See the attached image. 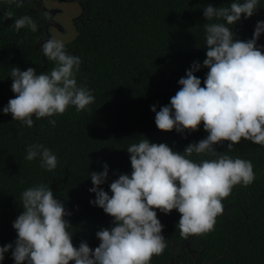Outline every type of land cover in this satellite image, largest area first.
Returning <instances> with one entry per match:
<instances>
[{"label": "trees", "instance_id": "1", "mask_svg": "<svg viewBox=\"0 0 264 264\" xmlns=\"http://www.w3.org/2000/svg\"><path fill=\"white\" fill-rule=\"evenodd\" d=\"M73 1L80 2L83 11L75 20L76 34L65 43L66 51L82 60L77 85L86 86L95 102L80 111L69 106L53 117L33 116V126L28 127L4 114L3 108L16 95L11 88L13 67L34 68L37 74L55 67L40 44L41 30L48 36L49 19L42 0H24L22 7L0 0V9L12 14L0 23V246L14 245L18 238L13 223L23 212L22 193L43 183L71 213L65 219L72 225L68 231L74 246L87 242L94 250L100 244L96 233L110 229L113 218L90 203L96 199L89 191L94 187L90 173L102 172L107 163L109 175L101 187L111 196L110 184L119 175L132 173L127 152L131 144L147 138L183 153L208 135L203 124L195 132L158 129L152 106L156 111L170 106L171 97L182 87L179 79L194 62L203 65L207 58L204 8L230 7L234 0ZM258 6L252 17L230 26L235 39L253 38L257 22L264 21V0ZM24 15L37 23L36 32L15 29L14 21ZM258 45H264V33ZM208 71L201 67L194 73L202 87ZM52 119L55 126L49 123ZM228 143L214 147L233 159L250 160L254 182L233 187L222 201L224 211L214 230L202 235L182 237L178 210L165 214L154 209L167 246L150 264H264V146L242 139L228 152ZM32 144H42L57 156L54 170L42 168L39 158H25ZM188 158L200 163L217 157L193 153ZM0 264H15L11 251Z\"/></svg>", "mask_w": 264, "mask_h": 264}, {"label": "clouds", "instance_id": "2", "mask_svg": "<svg viewBox=\"0 0 264 264\" xmlns=\"http://www.w3.org/2000/svg\"><path fill=\"white\" fill-rule=\"evenodd\" d=\"M7 2L22 7L24 0ZM258 5L259 0H234L230 7H205L207 58L203 65L194 62L179 79L182 87L171 97L170 106L159 111L152 106L158 129L195 132L203 124L207 137L189 144L183 153L147 138L131 144L127 152L132 173L121 174L110 184L111 196L101 187L108 179L107 163L102 172L90 173L94 187L89 191L96 196L90 203L113 218L110 229L96 233L98 247L93 250L87 242L74 246L73 234L68 231L72 225L65 219L71 213L52 188L42 183L22 193L23 212L13 223L18 238L14 245L0 246V262L11 251L15 264H150L167 246L154 209L165 214L178 210L184 238L214 230L216 218L224 211L222 201L233 187H247L255 180L250 160L220 154L214 146L227 141L230 152L242 139L264 146V45H258L264 21L257 22L253 38L247 41L235 39L230 27L242 17H252ZM11 15L0 9V23ZM14 26L17 31L27 27L33 32L38 27L30 15L16 19ZM43 39L42 51L55 67L41 74L34 68L22 71L13 67L11 88L16 95L3 108L4 114L28 127L33 126V116L53 117L65 113L69 106L80 111L95 102L86 86L77 85L80 57L68 54L62 39L51 37L42 43ZM201 67L209 69L203 87L194 74ZM49 123L55 126L56 120ZM26 151L25 158H39L42 168L52 171L57 167V156L44 145L32 144ZM193 153L217 158L196 163L188 158Z\"/></svg>", "mask_w": 264, "mask_h": 264}, {"label": "rangeland", "instance_id": "3", "mask_svg": "<svg viewBox=\"0 0 264 264\" xmlns=\"http://www.w3.org/2000/svg\"><path fill=\"white\" fill-rule=\"evenodd\" d=\"M45 10L56 9L53 19L56 20L64 30H60L58 27H49L48 36H42L45 40L55 37L57 39H62L67 43L76 34L75 20L81 16V5L77 1H66V0H45ZM47 12V13H48ZM49 14V22L51 20V13ZM41 40V37H40Z\"/></svg>", "mask_w": 264, "mask_h": 264}, {"label": "water", "instance_id": "4", "mask_svg": "<svg viewBox=\"0 0 264 264\" xmlns=\"http://www.w3.org/2000/svg\"><path fill=\"white\" fill-rule=\"evenodd\" d=\"M55 11H56V9L49 10V13H51V20H50V22H48L47 28L52 27V26L53 27L59 26L60 30H64V27L61 26L56 20L53 19V15H54ZM48 34H50V33L48 32ZM44 41H45V39L42 40V43H44Z\"/></svg>", "mask_w": 264, "mask_h": 264}, {"label": "flooded vegetation", "instance_id": "5", "mask_svg": "<svg viewBox=\"0 0 264 264\" xmlns=\"http://www.w3.org/2000/svg\"><path fill=\"white\" fill-rule=\"evenodd\" d=\"M48 13H49V12H48ZM41 32H42V35H41V39H42V38H43L42 36L45 37V36H46V33H44V31H42V30H41ZM40 44H41V42H40ZM41 46H42V44H41Z\"/></svg>", "mask_w": 264, "mask_h": 264}]
</instances>
